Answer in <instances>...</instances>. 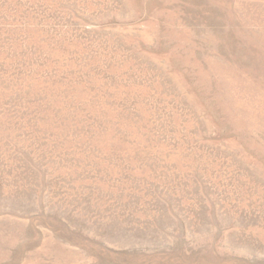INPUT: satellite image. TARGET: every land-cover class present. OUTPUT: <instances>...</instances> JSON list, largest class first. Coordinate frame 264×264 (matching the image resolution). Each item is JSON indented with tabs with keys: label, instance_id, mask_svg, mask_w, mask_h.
I'll use <instances>...</instances> for the list:
<instances>
[{
	"label": "rangeland",
	"instance_id": "obj_1",
	"mask_svg": "<svg viewBox=\"0 0 264 264\" xmlns=\"http://www.w3.org/2000/svg\"><path fill=\"white\" fill-rule=\"evenodd\" d=\"M0 264H264V0H0Z\"/></svg>",
	"mask_w": 264,
	"mask_h": 264
}]
</instances>
